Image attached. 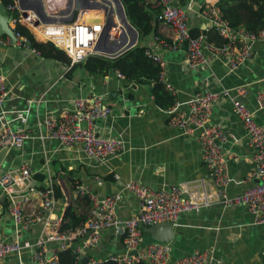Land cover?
I'll return each instance as SVG.
<instances>
[{
    "label": "crops",
    "instance_id": "1",
    "mask_svg": "<svg viewBox=\"0 0 264 264\" xmlns=\"http://www.w3.org/2000/svg\"><path fill=\"white\" fill-rule=\"evenodd\" d=\"M173 1L187 9L190 28L209 27L197 13L201 6L216 4L217 0ZM87 12V17L96 13ZM0 13L9 15L1 3ZM158 34L170 35V29L158 22ZM7 38L0 36V75L5 77L8 86V95L0 105V122L27 132V138L21 148L7 149L0 168L16 171L28 166L36 179L30 184L34 188L29 191L30 202L23 208L26 218L33 219L42 213L39 191L44 189L48 174L56 177L51 209L28 230L20 232V239L34 241L41 235L45 223L52 217H63L69 206L79 214L90 216L94 203L75 196L72 188L77 184L104 196L122 191L131 181L153 189L178 185L188 190L197 188L200 180L211 182L202 158L199 130L193 128L190 133L183 134L171 127L167 123V111L155 104L149 85L120 78L112 69L90 74L84 62L70 65L45 58L32 50L20 49L12 42L7 43ZM139 40L140 36L137 43ZM142 43L157 48L154 36L145 37ZM252 51L253 58L235 69L218 59L191 69L186 67L184 49H159L165 81L175 92L177 109L185 111L188 98L202 87L234 91L235 87L243 86L242 101L254 112L257 122L264 121V112L254 101V94L264 91V42H253ZM92 91L112 108V115L96 121L95 129L120 136L123 141V150L105 161L88 157L78 145L68 147L45 136L42 125L46 116H57L62 110L72 108L75 98ZM210 123L218 124L229 134L224 150L233 153L234 158L228 163L230 182L226 190L229 195L239 194L256 181L250 179L252 149L243 125L234 115L230 102L222 97L213 107ZM5 196L0 194V236L11 240L14 234L4 205ZM138 208L137 199L123 191L118 215L127 216ZM255 218L242 206L225 208L219 204L182 214L173 223L172 235L167 241L171 248L168 264L194 251L208 252L214 264H264V225ZM154 241L151 233L144 230L142 243ZM124 252L122 237L106 230L100 242L87 249L83 256L100 262ZM4 264H31L30 251L8 256Z\"/></svg>",
    "mask_w": 264,
    "mask_h": 264
},
{
    "label": "built area",
    "instance_id": "2",
    "mask_svg": "<svg viewBox=\"0 0 264 264\" xmlns=\"http://www.w3.org/2000/svg\"><path fill=\"white\" fill-rule=\"evenodd\" d=\"M35 1L22 0L25 7L21 8L19 3L13 0V3L5 7L12 17L11 27L15 35L13 44L20 49L32 50L39 55L29 41L15 31L14 26L17 22L25 25L37 39L53 42L69 58L70 65L83 63L91 55L114 59L133 47L126 48L133 38L128 33L124 47L117 49L115 54L108 55L94 49L109 14L116 23L109 40L115 41V48L122 41L120 29L122 24L117 21L115 15L117 7L112 0H109L110 3L91 0V3L99 8L85 9L96 13L92 17L83 18L81 16L86 11L74 8V0H39L42 9L36 6ZM147 4L155 11L158 21L170 29V35L154 36L157 48L147 46L145 49V54L160 65V78L163 80L164 64L159 49L167 51L184 49L187 68L198 69L218 59L230 69H235L253 58V42H264V30L253 34L244 28L237 30L230 28L222 20L215 4L201 6L197 14L209 27H214L225 38L220 46L208 41L203 35L191 36L187 9L177 5L173 0H147ZM102 6L106 9L104 10ZM76 10L80 13L77 16ZM6 41L11 43L10 38ZM101 46L105 48L108 43L102 41ZM115 72L122 78L119 72ZM166 86L173 92L169 84L166 83ZM7 95L6 79L0 75V105ZM243 96H245L243 86L235 87L234 91L233 89L216 91L202 87L188 98L185 111L178 110L175 104L170 111L171 116L167 118V123L183 134L190 133L193 128L199 130L198 140L202 158L209 172L207 179L211 182L200 180L197 188L188 190L178 185L153 189L141 182L131 181L122 191L104 196L88 191L79 184L74 191L75 196L87 198L94 206L93 213L87 220L73 230L61 231L63 217L56 216L45 223L41 235L34 241L20 239V232L28 230L36 220L43 218L44 212L51 209L55 200L56 177L50 173L51 175L48 174L44 180L45 187L39 191L42 198V213L32 219L26 218L23 213L25 204L31 199L29 191L34 190L30 184L36 180L30 168L23 166L16 171L0 168V194H6L4 205L12 221L14 234V239L11 240L0 236V264H4L8 256L21 254L24 250L30 251L31 264H58V251L68 248H72L74 257L81 264H97L98 262L92 258H87L86 263H83V253L98 244L106 230L120 235L125 246L123 254L109 257L117 264H135L140 261L149 264H168L171 251L168 242L154 241L143 244L142 230L157 223H174L182 214L199 212L214 204L225 208L242 206L256 217L258 223L264 225V121L255 120L254 112L242 101ZM221 97L230 102L234 115L243 125L252 149L253 171L250 179L254 178L256 181L236 195H229L226 190L230 182L228 163L234 158L233 153H226L224 150L225 144L229 142V134L218 124L210 123L213 107ZM254 101L264 112V91H257L254 94ZM111 115L112 108L102 101L101 96L92 91L86 96L75 98L72 108L62 110L57 116H46L42 122L44 135L68 147L78 145L88 157L105 161L123 150L120 136L100 133L95 129L96 121L106 120ZM82 123L86 125L82 126ZM26 138L27 132L0 122V150L21 148ZM123 191L133 195L139 205L137 212L133 211L124 217L117 213ZM132 251L135 253L131 254ZM172 264L214 262L208 252L194 251L191 255L176 259Z\"/></svg>",
    "mask_w": 264,
    "mask_h": 264
},
{
    "label": "trees",
    "instance_id": "3",
    "mask_svg": "<svg viewBox=\"0 0 264 264\" xmlns=\"http://www.w3.org/2000/svg\"><path fill=\"white\" fill-rule=\"evenodd\" d=\"M120 1L124 7L126 18L140 36L139 42L114 59L91 55L85 60L84 67L90 74L106 73L109 69H112L119 72L122 78L127 81L149 85L155 104L166 110L169 117L172 114L171 109L176 104L175 92L169 90L165 80L160 78V65L145 54L147 46L142 43L145 37L158 35L159 21L156 18L155 11L149 7L147 0ZM0 3L6 7L8 4L13 3V0H0ZM215 5L219 9L222 20L230 28L234 30L244 28L253 34L264 30V0H217ZM14 29L29 41L31 47L39 52V55L65 64L70 63L69 58L53 42L37 39L25 25L19 22L15 24ZM190 34L191 36L203 35L208 41L215 43L217 46L222 45L225 41V38L214 27L205 29L192 27L190 28ZM78 185L73 186L72 190L76 189ZM57 192L56 189V195ZM86 220L87 215L79 214L72 206H69L63 216L60 230H73ZM145 229L142 230V233ZM57 256L58 264H81L74 257L72 248L58 251ZM99 263L117 264L112 258L104 259ZM135 264L149 263L140 261Z\"/></svg>",
    "mask_w": 264,
    "mask_h": 264
},
{
    "label": "water",
    "instance_id": "4",
    "mask_svg": "<svg viewBox=\"0 0 264 264\" xmlns=\"http://www.w3.org/2000/svg\"><path fill=\"white\" fill-rule=\"evenodd\" d=\"M15 1L19 3V6L21 8L25 7L22 4V0H15ZM103 1L106 3H110L109 0H103ZM112 1L117 7V12L119 16L121 17V14H123L124 17L126 18V14H125L122 2L120 0H112ZM35 3L38 8L42 9V5L39 2V0H36ZM102 7L104 10L106 9L104 6ZM74 8L76 9H98L99 7L91 3V0H74ZM36 12L38 13V11ZM23 16H26V14H23ZM11 20H12V17L10 15H5V14L0 13V36L2 35L8 36L11 39V42L15 43V35H14V30L11 27ZM124 26L122 23L121 28H120L122 32L121 34L122 41L119 42L117 48H115L114 47L115 41L110 42L109 38H110L111 31L116 27V23L113 22V17L111 16V14H109L104 23L103 30L101 34L99 35L98 41L96 42V45L94 48L95 51L104 52L105 54L112 55L116 53L117 49L119 48L122 49L126 43L128 33H129L128 29L126 27L124 28ZM102 41H106L108 43V46L103 48L101 46ZM136 43L132 45H129L128 43L126 48L132 47ZM6 152H7V149L0 150V163ZM172 226H173V223L171 222L157 223V224L147 227L145 230L151 233V236L155 241H159V242L166 241L167 242L171 238V235H172L171 234ZM134 253H135L134 251L131 252V254H134ZM86 261H87V257H83L82 262L86 263ZM97 264H101V263L98 262Z\"/></svg>",
    "mask_w": 264,
    "mask_h": 264
},
{
    "label": "bare ground",
    "instance_id": "5",
    "mask_svg": "<svg viewBox=\"0 0 264 264\" xmlns=\"http://www.w3.org/2000/svg\"><path fill=\"white\" fill-rule=\"evenodd\" d=\"M86 15H88V12L87 11L81 17L82 18L83 17H86ZM121 21L125 25V27L128 29L129 33L133 36V38L129 42V45H132V44L136 43L137 38H138V32L136 31V29L130 24V22L128 21V19L125 18L123 14H121Z\"/></svg>",
    "mask_w": 264,
    "mask_h": 264
},
{
    "label": "rangeland",
    "instance_id": "6",
    "mask_svg": "<svg viewBox=\"0 0 264 264\" xmlns=\"http://www.w3.org/2000/svg\"><path fill=\"white\" fill-rule=\"evenodd\" d=\"M79 10V9H78ZM80 10H82V11H86L85 9H80ZM80 13H79V11H75V15L77 16V15H79ZM115 15H116V18H117V21L120 23V24H122L121 23V17L120 16H118L119 14L117 13V10L115 9ZM123 26H124V24H123ZM124 28H125V26H124ZM129 36H131L130 34H129Z\"/></svg>",
    "mask_w": 264,
    "mask_h": 264
}]
</instances>
